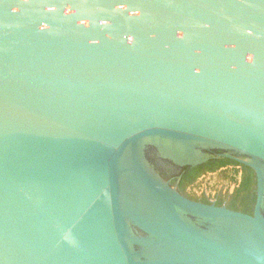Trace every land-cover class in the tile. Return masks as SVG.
I'll list each match as a JSON object with an SVG mask.
<instances>
[{
	"label": "water",
	"instance_id": "obj_1",
	"mask_svg": "<svg viewBox=\"0 0 264 264\" xmlns=\"http://www.w3.org/2000/svg\"><path fill=\"white\" fill-rule=\"evenodd\" d=\"M0 264H264V0H0Z\"/></svg>",
	"mask_w": 264,
	"mask_h": 264
},
{
	"label": "flooded vegetation",
	"instance_id": "obj_2",
	"mask_svg": "<svg viewBox=\"0 0 264 264\" xmlns=\"http://www.w3.org/2000/svg\"><path fill=\"white\" fill-rule=\"evenodd\" d=\"M195 149L197 151H194V152H188L187 154H183V155H173V154H166V155H163V156H160V149L158 148V146L154 143H148L145 147V156L149 162V165L151 168H153V164H152V156L153 154L155 153H159L158 154V157H160L161 159H164V162H166V165H169L168 163H171V167H178V170H181L182 168L184 170H188L189 168L193 167L194 165H197V164H202L204 162H209L213 159H224V160H231V161H235V162H238L240 164H242L243 166L249 168L251 171L254 172L255 176H256V180H257V187H258V177L256 175V172L253 170V168H251L249 165L243 163V162H250V161H253V159L246 155V154H243V153H240V152H236V151H233V150H223V149H220V148H213V147H208L206 145H200V144H197L195 146ZM154 151V152H152ZM160 152H163V151H160ZM159 159V158H158ZM154 169V168H153ZM175 169V168H174ZM154 171L158 172L160 170H156L154 169ZM160 173H163L162 171ZM172 175L175 173L173 170L171 171ZM176 173L177 170H176ZM166 176V174H164ZM163 175V176H164ZM169 179H164L165 182H167L172 188H174L175 190H177L180 194L184 195L183 193L180 192V190L177 188V186H173L171 183L173 181V177L171 174H169ZM161 176V174H160ZM257 187H256V192H255V195H254V199H253V202L254 203H251L250 202V206L249 208L247 209H235V208H232L231 206L227 205V204H219L217 203L216 201L214 200H210V201H204V200H196V199H191L189 197V199L191 200H195L197 202H201V203H205V204H211V205H216V206H220V207H226L228 209H233V210H238V211H242V212H245V213H248V214H253L254 212V206H255V203H256V198H257ZM185 196V195H184ZM186 216L197 226L201 227L202 229H205L209 232H211L213 230V225L206 222V223H201V220L198 216L196 215H193L191 213H186ZM137 234H143L141 231H138Z\"/></svg>",
	"mask_w": 264,
	"mask_h": 264
}]
</instances>
